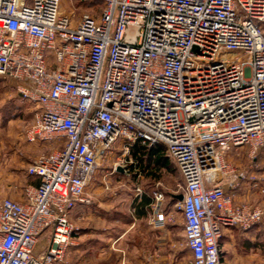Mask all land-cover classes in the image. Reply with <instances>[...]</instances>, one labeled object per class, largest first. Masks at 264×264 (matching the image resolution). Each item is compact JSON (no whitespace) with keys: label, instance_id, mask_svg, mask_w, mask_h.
<instances>
[{"label":"built area","instance_id":"1","mask_svg":"<svg viewBox=\"0 0 264 264\" xmlns=\"http://www.w3.org/2000/svg\"><path fill=\"white\" fill-rule=\"evenodd\" d=\"M60 1L0 0V77L40 108L26 139L54 146L29 164L38 183L25 199L0 203V264H69L71 212L91 201L99 159L118 141L126 152L165 146L184 181L191 264H227L225 231L264 218L237 199L243 175L226 159L264 147V0H97L99 17L77 22ZM162 198L155 226L170 220Z\"/></svg>","mask_w":264,"mask_h":264},{"label":"rangeland","instance_id":"2","mask_svg":"<svg viewBox=\"0 0 264 264\" xmlns=\"http://www.w3.org/2000/svg\"><path fill=\"white\" fill-rule=\"evenodd\" d=\"M60 9L63 13L71 16L74 22H77L85 12L99 17L101 3H93L89 0H61ZM262 25L264 26V23ZM15 84L17 83L10 79L0 77V115L21 117L25 124L23 128L25 135L27 127L32 124L35 113L40 108L36 102L22 99ZM38 146L40 149L33 151L34 154H29L32 157L29 163L38 155L48 152L54 147L47 143L38 144ZM226 159L235 168L237 174L243 175L237 178L240 181V191L236 194L237 199L259 204L264 208V147L256 151H253L249 146L232 149L226 153ZM170 160L173 162L170 166H161L154 172L152 167L143 169L132 148L126 152L123 144L120 141L116 142L99 159L98 168L87 188L91 201L82 204L85 206L81 208L79 218H71L76 227L74 234L82 232V228L88 224L90 220L88 216L93 215V206H97L96 208L100 211L97 213L98 215L106 217V210L103 209L106 208V203H119L127 211L129 206L134 207L135 202L132 199L137 194L141 195L144 192H147L148 196H151L156 203L155 192L159 190L163 193L162 206H166V202L172 206L169 211L170 220L167 222L172 225L171 230L175 234V239L181 240L180 244L183 246H180L181 249H178L177 253L175 252L173 261L172 258H167L165 259L168 260L167 263L162 262L160 264H191V257L182 252L186 246L184 217L180 202L173 195L183 192L184 181L179 168L176 167L177 165L172 159ZM217 176L218 180H223L227 184L232 180L230 174L219 172ZM100 203L101 205H99ZM103 212L105 213L103 214ZM100 222L105 221L101 220ZM73 240V244L66 253L69 264H74L70 254L71 247L75 243V236ZM222 249L227 264H264V218L249 230L240 228L226 230ZM102 253L103 257L106 256V249ZM88 262L90 264H106V259H96L94 256H89Z\"/></svg>","mask_w":264,"mask_h":264},{"label":"crops","instance_id":"3","mask_svg":"<svg viewBox=\"0 0 264 264\" xmlns=\"http://www.w3.org/2000/svg\"><path fill=\"white\" fill-rule=\"evenodd\" d=\"M22 121L21 117L0 115V203L5 197L24 200L25 187L38 183V179L31 177L27 172L32 158L29 154H34L40 149L38 144L45 143L29 142L24 135L25 124ZM176 194H173L174 197ZM132 201L135 202L134 207L129 206L127 211L119 203H106V208H103L106 210V217L98 215L100 211L97 206H93V215L88 216V224L82 228V232L74 234L75 243L70 254L74 264H90L89 256L106 259V264H160L167 263V258L174 260L175 252L183 246L180 244L181 240L175 239L169 222L164 226L152 224L151 220L155 217V200L144 192L137 194ZM84 206L78 204L72 210L71 218H79ZM171 207L170 203L166 202L162 209L169 214ZM101 220L105 222H100ZM50 237V230L40 236L37 253L46 248ZM104 249L106 256L103 257ZM182 252L191 257L187 246H184Z\"/></svg>","mask_w":264,"mask_h":264},{"label":"trees","instance_id":"4","mask_svg":"<svg viewBox=\"0 0 264 264\" xmlns=\"http://www.w3.org/2000/svg\"><path fill=\"white\" fill-rule=\"evenodd\" d=\"M89 1L93 3H100L97 0ZM132 151L137 159H139L141 168L146 169L152 167L153 172L155 169L157 170L161 168V166H170L173 163L170 160L171 158L166 153L165 146L161 144L154 146L136 144L132 147Z\"/></svg>","mask_w":264,"mask_h":264},{"label":"water","instance_id":"5","mask_svg":"<svg viewBox=\"0 0 264 264\" xmlns=\"http://www.w3.org/2000/svg\"><path fill=\"white\" fill-rule=\"evenodd\" d=\"M175 198H177L179 201L183 200L184 198V193H179L175 195Z\"/></svg>","mask_w":264,"mask_h":264}]
</instances>
